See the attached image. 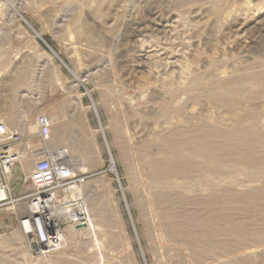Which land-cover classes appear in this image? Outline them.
<instances>
[{
    "label": "rangeland",
    "instance_id": "374dc122",
    "mask_svg": "<svg viewBox=\"0 0 264 264\" xmlns=\"http://www.w3.org/2000/svg\"><path fill=\"white\" fill-rule=\"evenodd\" d=\"M33 107L91 228L35 258L4 206L0 264H264V0H0V120Z\"/></svg>",
    "mask_w": 264,
    "mask_h": 264
},
{
    "label": "built area",
    "instance_id": "2783aa9c",
    "mask_svg": "<svg viewBox=\"0 0 264 264\" xmlns=\"http://www.w3.org/2000/svg\"><path fill=\"white\" fill-rule=\"evenodd\" d=\"M51 127L48 115L37 117V134L44 144L50 139ZM20 143L21 135L10 133L0 120V208L25 200L27 207L20 227L27 237V249L33 257L39 258L62 249L69 229H81L91 222L84 197L87 176L72 168L64 150L52 151L44 147L36 155L34 168L28 174L32 191L15 198L8 175L15 164H23L29 157L28 150L16 148Z\"/></svg>",
    "mask_w": 264,
    "mask_h": 264
},
{
    "label": "crops",
    "instance_id": "0c3cea01",
    "mask_svg": "<svg viewBox=\"0 0 264 264\" xmlns=\"http://www.w3.org/2000/svg\"><path fill=\"white\" fill-rule=\"evenodd\" d=\"M39 109H37V107H33V110L30 114V122L32 123V129L30 128V129H27L26 131L24 129V123L19 121L20 113H16V115L11 114L9 116H3L2 117L3 120H1L7 125L10 133H18L21 135V143L17 144L16 148L20 150L21 149L28 150L29 157L24 162L25 164L23 163L19 165L20 166L23 165L21 166V168L24 167L26 170L25 172H28V173H30L33 170L34 165L36 163V155H38L42 151V149L45 147L44 146L45 144L47 148L50 150L61 149L60 143H58L57 139L54 138V132L52 131V127L50 131V139L45 144H43L40 137L38 136L37 129H36V119L39 115H42L41 111H43L45 108L44 109L39 108ZM43 114L50 116V118L52 116L49 109H45ZM16 166L17 165L13 166L8 177L11 174V176L14 177V180L18 181V183H15L12 187V194L15 198H21V197H24L26 194L30 193L33 187L30 183V180H28V178L25 179L24 181H21V178L18 177L19 172L16 171L17 170ZM22 204H24V207L26 206L25 200L19 201L13 207H16L19 205L23 206Z\"/></svg>",
    "mask_w": 264,
    "mask_h": 264
},
{
    "label": "bare ground",
    "instance_id": "6f19581e",
    "mask_svg": "<svg viewBox=\"0 0 264 264\" xmlns=\"http://www.w3.org/2000/svg\"><path fill=\"white\" fill-rule=\"evenodd\" d=\"M250 26H252V25H250ZM166 27V26H165ZM256 28V27H255ZM246 29V28H245ZM237 30V32H239L240 30H242V29H236ZM236 32V33H237ZM245 32V31H244ZM248 32V31H247ZM250 34V33H249ZM246 35V34H245ZM240 36V35H239ZM241 37H242V35H241ZM178 60V59H177ZM215 61V60H214ZM217 61V60H216ZM214 65V64H213ZM228 69V68H227ZM183 71V70H182ZM230 75V74H229ZM229 77V76H228ZM232 78V77H231ZM233 78H235V76L233 75ZM222 79V78H221ZM212 80V79H211ZM217 80V79H216ZM219 80V79H218ZM224 80V79H223ZM231 80V79H230ZM225 81V80H224ZM208 82V81H207ZM210 82H215L216 83V81H210ZM231 82H232V80H231ZM225 83H227L226 81H225ZM191 88H192V91L193 90H197V91H199V90H201V93L202 92H204L205 94H206V92H208L209 91V89H210V85L209 86H207L206 84L207 83H202V82H193V81H191ZM211 84V83H210ZM213 84V83H212ZM218 84V83H217ZM216 84V85H217ZM220 84V83H219ZM229 85H230V83H229ZM211 86H213V85H211ZM227 86V85H226ZM231 86V85H230ZM219 87V86H218ZM222 87V86H221ZM214 88V87H213ZM212 88V89H213ZM223 88V87H222ZM236 89H237V87H235ZM184 90H190V87L188 86H186V89L185 88H183ZM226 89V88H225ZM230 89V88H229ZM214 90H215V88H214ZM218 90H220V89H218ZM223 90V89H222ZM222 90H220V91H222ZM231 90H233L232 88H231ZM231 90H229L228 92H230ZM225 91V90H224ZM223 91V92H224ZM227 91V90H226ZM237 91V90H236ZM213 92V91H212ZM249 92H251V91H249ZM231 93V92H230ZM209 94V93H208ZM210 95H213V94H210ZM208 96V95H207ZM225 119V118H224ZM237 121V120H236ZM208 122V121H207ZM217 124V123H216ZM219 129V128H218ZM205 130H207V129H205ZM196 137H197V135H196ZM209 142V141H208ZM209 146V145H208ZM211 146V145H210ZM205 147V146H204ZM211 148V147H210ZM212 150V149H211ZM214 150V149H213ZM210 151V150H209ZM216 151V150H215ZM66 152V151H65ZM218 153V152H217ZM65 155H66V153H64ZM204 155V154H203ZM188 156V155H187ZM205 156V155H204ZM207 156V155H206ZM209 156V155H208ZM208 158V157H207ZM206 159V158H205ZM216 159V158H215ZM209 160V159H208ZM212 160V159H211ZM216 160H218V159H216ZM220 160V159H219ZM207 162V161H206ZM209 162H210V160H209ZM213 162H214V159H213ZM220 163V162H219ZM214 168V167H213ZM220 201V200H219ZM223 204V203H222ZM91 228V222H90V224H89V226H87L86 228H72V229H69L68 230V232L66 233V237H68V235H70L73 231L72 230H81V231H78V232H82V231H85V230H89ZM84 229V230H83ZM213 232V231H212Z\"/></svg>",
    "mask_w": 264,
    "mask_h": 264
},
{
    "label": "water",
    "instance_id": "95a60500",
    "mask_svg": "<svg viewBox=\"0 0 264 264\" xmlns=\"http://www.w3.org/2000/svg\"><path fill=\"white\" fill-rule=\"evenodd\" d=\"M48 47L50 48V46L48 45ZM61 60V59H60ZM62 61V60H61ZM63 62V61H62ZM64 63V62H63ZM65 64V63H64ZM66 65V64H65Z\"/></svg>",
    "mask_w": 264,
    "mask_h": 264
}]
</instances>
